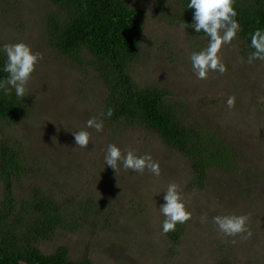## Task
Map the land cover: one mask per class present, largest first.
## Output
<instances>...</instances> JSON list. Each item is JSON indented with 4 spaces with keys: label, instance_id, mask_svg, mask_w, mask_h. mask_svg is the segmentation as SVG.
Masks as SVG:
<instances>
[{
    "label": "rangeland",
    "instance_id": "1",
    "mask_svg": "<svg viewBox=\"0 0 264 264\" xmlns=\"http://www.w3.org/2000/svg\"><path fill=\"white\" fill-rule=\"evenodd\" d=\"M125 1L145 16L141 54L129 70L134 81L142 88L167 91L169 102L184 108L187 121L225 139L236 150L239 169L213 171L195 189L189 162L161 138L105 119L107 87L97 73L86 59L66 58L43 36L46 19L55 11L51 3L0 0V45L23 42L42 55L22 99L29 115L22 121L0 120V138L24 154L28 174L21 192L27 195L41 188L60 197L78 195L80 202L98 200L112 211L105 227L88 224L81 231L58 232L40 249L51 254L64 248L70 258L89 257L93 264H216L218 257L235 264H264V63H248L250 52L239 33L220 53L227 71L210 72L206 80H198L190 56L206 48L207 37L188 29L186 35L179 24L161 19L156 0ZM176 11L182 14L183 8L172 0L169 14L175 16ZM230 96L236 98L231 110L226 106ZM92 117L103 120L104 130L86 129L90 144L80 149L72 133L84 129ZM110 143L122 152L150 154L159 162L161 175L123 170L116 174L104 165ZM173 182L192 213V219L177 228L180 246L162 234L164 217L158 209ZM16 193L20 196V190ZM218 215H246L252 236H223L212 223Z\"/></svg>",
    "mask_w": 264,
    "mask_h": 264
},
{
    "label": "trees",
    "instance_id": "2",
    "mask_svg": "<svg viewBox=\"0 0 264 264\" xmlns=\"http://www.w3.org/2000/svg\"><path fill=\"white\" fill-rule=\"evenodd\" d=\"M55 7L46 19L43 36L56 51L74 62L86 59L88 65L107 87L104 117L129 127L148 130L181 157L187 159L193 173V185H203L211 172H236L239 158L236 150L216 133L187 121L184 108L172 105L168 92L156 87L142 88L134 81L130 66L141 54L145 16L131 8L125 0H47ZM156 4L160 18L171 23L191 24L193 10L188 0H175L183 13L169 14V3ZM240 37L249 47L250 36L257 28H264L263 0H235ZM188 30L194 34L191 28ZM5 57L0 53V68ZM0 71V80L5 77ZM108 109L113 110L107 116ZM29 106L15 93H0V120L22 121L29 115ZM23 152L7 139L0 138V184L3 201L0 204V264H93L89 257L74 260L67 249L59 248L46 254L40 245L54 240L58 232L81 231L91 227H105L111 212L98 200L80 202L78 195L69 198L48 193L41 188L24 195L23 177L27 176ZM20 190V196L16 191ZM98 221L96 224H91ZM167 234L179 245L177 228ZM176 248H179L177 247ZM180 246V245H179ZM216 264H235L218 257Z\"/></svg>",
    "mask_w": 264,
    "mask_h": 264
},
{
    "label": "clouds",
    "instance_id": "3",
    "mask_svg": "<svg viewBox=\"0 0 264 264\" xmlns=\"http://www.w3.org/2000/svg\"><path fill=\"white\" fill-rule=\"evenodd\" d=\"M234 5L235 0H188L187 9L193 10L192 22L191 24L183 22L180 29L186 35L188 28L197 34L203 32L200 36L207 37L208 40L206 48L193 52L190 56L191 70L198 80H206L210 72L223 75L227 71L220 53L223 46L231 45L241 31ZM249 47L253 51L248 55V63L255 61L264 63V28H257L251 34ZM0 53L5 57L0 71L6 74L0 80V93L9 96L14 90L15 96L22 100L26 96L27 86L42 55L33 52L32 48L23 42L0 45ZM235 102L234 96L228 97L227 108L233 109ZM112 114L113 110L108 109L107 116L110 118ZM86 129L102 133L103 120L92 117L87 120L84 129L72 133L75 145L80 149H88L90 144L91 133ZM104 165L109 166L116 174L123 170L139 175L147 171L154 177L161 175L159 162L150 154L138 155L133 150L122 152L114 143L108 144L104 150ZM163 194L164 203L158 209L160 215L164 217L161 225L162 234L167 235L174 232L178 224L183 225L190 221L192 213L187 210L182 190L177 183H169ZM247 222L246 215H218L212 219V223L223 236L231 238L239 236L241 239H249L252 236Z\"/></svg>",
    "mask_w": 264,
    "mask_h": 264
},
{
    "label": "water",
    "instance_id": "4",
    "mask_svg": "<svg viewBox=\"0 0 264 264\" xmlns=\"http://www.w3.org/2000/svg\"><path fill=\"white\" fill-rule=\"evenodd\" d=\"M264 1V0H263Z\"/></svg>",
    "mask_w": 264,
    "mask_h": 264
}]
</instances>
